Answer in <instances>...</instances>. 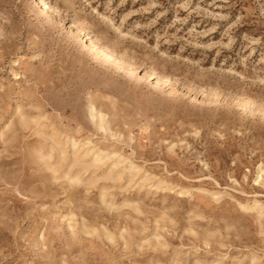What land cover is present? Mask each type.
<instances>
[{"label": "rangeland", "instance_id": "1", "mask_svg": "<svg viewBox=\"0 0 264 264\" xmlns=\"http://www.w3.org/2000/svg\"><path fill=\"white\" fill-rule=\"evenodd\" d=\"M260 168L264 0H0V264H264Z\"/></svg>", "mask_w": 264, "mask_h": 264}, {"label": "bare ground", "instance_id": "2", "mask_svg": "<svg viewBox=\"0 0 264 264\" xmlns=\"http://www.w3.org/2000/svg\"><path fill=\"white\" fill-rule=\"evenodd\" d=\"M42 4H43V6H45V11L47 10V8H48V6L44 3V2H42ZM48 13V12H47ZM88 46L91 48V49H93L97 54H99V55H101L102 56V58L104 59V60H107V61H109V62H111L112 64H116V65H119V62H117L114 58H112L111 56H109L107 53H105V52H102V51H100V50H98V49H94V47L92 46V45H89L88 44ZM121 66L123 67V68H125V70H126V72H127V74L128 75H130V73L132 74L133 72H134V70H133V68L132 67H130L129 65H127V64H123L122 65V63H121ZM92 116H94V115H92ZM74 144V143H73ZM96 150V149H95ZM101 150V149H100ZM93 151V150H92ZM86 152V151H85ZM86 154V153H85ZM92 155V154H91ZM91 155H89V157H91ZM105 155V154H104ZM103 156V155H102ZM124 158V157H123ZM116 159V158H115ZM118 160V159H117ZM100 162V161H99ZM260 171H261V173H264V169H262V168H260ZM259 177H261V175L259 176Z\"/></svg>", "mask_w": 264, "mask_h": 264}]
</instances>
